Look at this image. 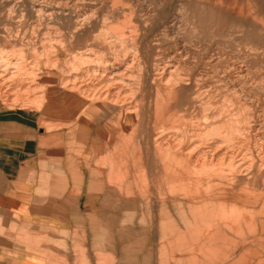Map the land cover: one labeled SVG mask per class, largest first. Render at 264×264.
Here are the masks:
<instances>
[{
    "label": "rangeland",
    "instance_id": "rangeland-1",
    "mask_svg": "<svg viewBox=\"0 0 264 264\" xmlns=\"http://www.w3.org/2000/svg\"><path fill=\"white\" fill-rule=\"evenodd\" d=\"M73 5H77V8L72 10ZM61 8L72 11L71 19H62L66 11L62 14ZM98 39L101 42L98 43ZM91 40L97 43L94 45ZM0 46V112L24 109L35 114L38 127L50 133L54 147L61 149L60 153L71 160L77 174L83 175L85 225L66 233L54 231L53 236L57 233L62 234L63 238L46 241L49 248L45 264H220L211 258L214 252L211 247L202 246L189 238L196 230L187 227L188 222L194 224V212L191 209L195 210L198 217L201 214L202 219L207 217L204 214L206 209L201 203L191 208L192 203L182 198L183 193L178 194L169 187L166 175L172 174L162 167L160 158L164 155L169 160L172 156L180 157L181 173L187 169L188 174L195 177L200 185L212 172L224 171L223 164L227 163L225 155L231 154L230 163H235L242 160L239 156L243 154L241 158L246 164L250 163L248 167L251 168L239 174L234 173L238 185L260 186L259 181L263 185L264 0H0ZM73 56H76L75 61ZM107 61L119 63L122 70L132 62V66L124 73H132L129 74L133 78L131 101L137 100L138 113L147 125L142 134L126 131L133 134V141L127 146L117 145L116 152L113 144L114 140L117 142L120 138L121 132L112 128L121 123L125 126L124 115L118 113L121 116L118 117L110 111L104 115L106 109L93 112L94 102H89L88 98L81 95L82 89L70 93L68 107L73 113L70 116L46 110L48 88L54 83L53 95H64L63 87L67 83H60V78L73 74V66L76 65L80 73L83 71L88 74L81 78V82L79 77L74 82L73 78L68 79L67 86L74 83L77 87L92 80L95 68L99 72L107 68ZM157 72L162 79L153 80ZM167 73L170 77L172 74L173 78H166ZM166 79L168 82H165ZM61 84L64 85L62 88ZM165 87H170L171 91L164 90ZM95 89L91 87L92 92ZM155 104L160 110H168L169 115L174 114L179 122L176 128L168 125L165 133L167 138L164 137V140L176 139L178 145L171 148L173 146L164 144L162 148L168 149L166 153V150L162 151L161 145L158 148V145L153 146L151 143V139L155 138L151 127ZM241 110L245 115H242L244 113ZM87 114L93 115L91 119L94 127L89 126L90 130L82 128L78 122L79 119H87ZM236 115H240V119ZM232 117H235V123L241 124L238 126L242 130L237 124L234 125ZM228 119V125L231 124L232 128L235 126L234 130H237L235 132L232 129L231 136V128L228 129L231 126H224ZM71 123L84 131L77 126L68 129ZM105 123L113 125L112 131L96 132V125ZM243 123L246 127L250 125V129ZM221 124L223 127L220 128L227 132L223 129V133L220 132ZM211 125L218 127H212L213 130ZM201 126L206 129L202 130ZM209 130L216 132L208 133ZM218 142L227 148L219 147ZM225 144H229V147ZM240 144L243 145L240 146L242 149L239 148ZM212 145L215 146L212 148ZM187 147L191 149L187 150ZM124 153L133 156V164L143 159H147L148 164L136 167L131 164V160L125 163ZM217 157L222 159L218 160ZM101 166L107 176L100 173ZM180 167L173 169L179 170ZM108 185L113 202L107 200L105 205L100 206L102 194ZM246 217L244 225H240L239 220L235 222V231L228 233L231 239H240L239 232L250 239L264 225L263 211L253 219ZM247 226L251 229H246ZM257 254V259L247 256V264H264L261 249ZM235 258L230 259L229 264L236 262Z\"/></svg>",
    "mask_w": 264,
    "mask_h": 264
},
{
    "label": "bare ground",
    "instance_id": "bare-ground-1",
    "mask_svg": "<svg viewBox=\"0 0 264 264\" xmlns=\"http://www.w3.org/2000/svg\"><path fill=\"white\" fill-rule=\"evenodd\" d=\"M81 3V1H80ZM83 3V2H82ZM76 4V3H75ZM77 6V5H76ZM75 5H73L72 10L74 9V7H76ZM79 7V6H78ZM66 8V6H65ZM69 8V7H68ZM70 8V9H71ZM77 8V7H76ZM60 9V8H59ZM61 13L63 14V11L65 10L64 8H61ZM82 9V8H81ZM66 11V10H65ZM68 11V10H67ZM64 15V18L62 19H71L70 17H72V14H71V10L69 12H67ZM54 12V11H53ZM52 13V15H54ZM60 13V14H61ZM45 14V13H44ZM49 14V13H48ZM59 14V13H58ZM61 14V15H62ZM87 14V12H86ZM147 14V13H146ZM7 15V14H6ZM50 17V15H48ZM59 16V15H58ZM8 17V16H7ZM48 17V19H49ZM103 17V16H102ZM42 18V16H41ZM47 18V17H46ZM60 19V18H59ZM106 19V17H105ZM173 19V18H172ZM42 20V19H41ZM80 20V19H78ZM83 20V19H82ZM22 21V20H21ZM75 21V20H74ZM77 21V20H76ZM89 21V20H88ZM170 21V20H169ZM52 22V21H51ZM82 23V22H81ZM20 24V23H19ZM73 25V24H72ZM75 25H77L75 23ZM88 26V25H87ZM56 28V27H55ZM76 28H80V27H76ZM53 29V28H52ZM75 29V28H74ZM57 30V29H56ZM100 30V29H99ZM12 32V31H11ZM101 32V31H100ZM106 32V31H105ZM7 33V32H6ZM32 33V32H31ZM91 33V32H90ZM103 33V32H102ZM101 34V33H100ZM104 34V33H103ZM15 35V34H14ZM36 35V34H35ZM95 35V33H94ZM24 36V35H23ZM92 36V35H91ZM97 36V35H96ZM101 38V37H100ZM99 38V39H100ZM98 39V43L101 42V40L99 41ZM89 41V40H88ZM93 41V40H91ZM97 41V39L95 40ZM50 42V41H49ZM94 42V41H93ZM106 42V40L104 41ZM103 42V43H104ZM97 43V42H96ZM95 42L93 43L94 45L96 44ZM27 44V43H26ZM88 44V43H87ZM102 44V43H100ZM86 45V44H85ZM91 45V43H90ZM83 46V45H82ZM89 46V45H88ZM99 46V45H98ZM1 47V46H0ZM92 47V46H91ZM86 48V46H85ZM90 49V47H89ZM93 49V47H92ZM55 51V50H54ZM88 51V50H87ZM179 51V50H178ZM135 52V51H134ZM79 53V52H78ZM87 53V52H86ZM85 53V54H86ZM130 54V53H129ZM72 55V54H71ZM78 55V54H77ZM95 55V54H94ZM133 55V54H132ZM40 57V56H39ZM54 57V56H53ZM97 57V56H96ZM129 57V56H128ZM172 57V56H171ZM81 58V57H80ZM89 58V57H88ZM122 58V57H121ZM176 58V57H175ZM185 58V57H184ZM73 61H75L76 59V56H73ZM133 59V58H132ZM131 59V60H132ZM183 59V58H182ZM119 60V59H118ZM53 61V60H52ZM55 61V60H54ZM53 61V63H54ZM80 61V60H79ZM104 61V60H103ZM106 61V60H105ZM112 61V60H111ZM110 61V62H111ZM56 62V61H55ZM64 62V61H63ZM71 62V61H70ZM90 62V61H89ZM99 62V61H98ZM108 62V67L107 68H103V70L101 72H99L100 70L99 69H96L94 70L92 76L94 75V77L92 78V80L88 81V83H81L79 86H74V83L72 85L69 84L68 85V79L73 78V82L74 80L78 79L79 77V81L81 82V78L87 73H84L82 71V73H80V69L75 65L73 66L75 69H74V73L73 74H67L63 77L60 78V83L64 84L65 82L67 83V85H65V87L62 86L61 84V88L63 87L65 89V94L64 95H53V87H55L54 83H52V86L51 88H48V91H47V102H48V106L46 107V110L47 111H50V112H56V113H60L62 115L66 114V116H70V113L73 114L72 112L69 111V107H68V98H70V93L74 92V91H79L80 89H82L80 91L81 95L84 96L85 98H88L89 99V102H94V105H92V111L93 112H101V109L105 110L103 113L104 115H106V113H113V114H121V115H124V120H125V126L124 124H122V120L120 125L118 126H115L114 129L115 131H119L121 132L120 134V138L117 140V142H115V146L117 147L120 146V145H125L127 146L129 143H131L133 140V137L132 135L129 134V132H126V131H132L134 133H140L142 134L143 132H145V130L147 129V125L144 124V119L143 117H141V115L138 113L139 112V104L137 103V100H132L131 99L133 98V95H132V89L131 87L133 86V82H132V79L131 76L129 74H132V73H124V71H127L128 68H130L132 66V62L130 61L128 66H126L123 70L121 68V65L119 63H116V64H112V63H109ZM122 62V61H121ZM127 62V61H126ZM134 62V60H133ZM9 63V62H8ZM13 63V62H12ZM51 63V62H50ZM73 63V62H72ZM106 63V62H105ZM115 63V62H114ZM64 64H66V62H64ZM79 64V63H78ZM171 64V63H170ZM1 65V64H0ZM52 65V64H51ZM131 65V66H130ZM29 66V65H28ZM53 66H55L53 64ZM80 66V65H79ZM11 67V66H10ZM21 67V66H20ZM48 67V66H47ZM52 67V66H51ZM99 67V65H98ZM105 67V66H104ZM190 67V66H189ZM15 68V67H14ZM139 68V67H138ZM230 68V67H229ZM48 69V68H47ZM86 68H84L85 70ZM176 69H179V68H176ZM14 70V69H13ZM49 70V69H48ZM73 70V69H72ZM77 70V71H76ZM87 70V69H86ZM188 70V69H187ZM12 70H10L9 72H11ZM17 71V70H16ZM50 71V70H49ZM89 71V69H88ZM171 71V70H170ZM168 71V72H170ZM215 71V70H214ZM219 71V70H218ZM87 72V71H86ZM99 72V73H98ZM173 72V71H172ZM2 73V72H1ZM14 73V71H13ZM89 73V72H88ZM158 73V72H157ZM166 73V72H165ZM160 73L154 74V78L153 80L155 79H162L161 75H159ZM164 74V73H163ZM168 74V73H167ZM173 74H176V73H173ZM4 75V74H3ZM16 75V73H15ZM88 75V74H87ZM158 75V76H157ZM170 74H168V76H166V78H170L171 77L173 78L172 74H171V77L169 76ZM12 76V74L10 75ZM84 76V77H85ZM90 76V75H89ZM91 76V77H92ZM116 76V77H115ZM126 77V78H123V77ZM176 76V75H175ZM174 76V77H175ZM218 76V75H217ZM133 77V76H132ZM180 77V76H179ZM178 77V78H179ZM90 78V77H89ZM89 78H87L89 80ZM189 78V77H188ZM187 78V79H188ZM198 78V77H197ZM28 79V78H27ZM123 79H126V81H123ZM165 79V78H163ZM186 79V80H187ZM2 80V79H1ZM71 80V79H70ZM84 80V79H83ZM173 80V79H172ZM175 80H176V77H175ZM198 80V79H197ZM225 80V79H224ZM12 81V80H11ZM65 81V82H64ZM78 81V80H77ZM174 81V80H173ZM180 81V80H179ZM218 81V80H217ZM220 81V80H219ZM29 82V81H28ZM85 82V81H83ZM87 82V81H86ZM163 82V81H162ZM165 82H168V80L166 79ZM164 82V83H165ZM171 82V80H170ZM216 82V81H215ZM19 83V82H18ZM30 83V82H29ZM28 83V84H29ZM138 83V82H137ZM188 83V82H187ZM166 84V83H165ZM175 84V83H174ZM6 85V84H5ZM9 85V84H8ZM39 85V84H38ZM43 85V84H42ZM76 85V84H75ZM59 86V85H58ZM99 86V87H98ZM135 86V85H134ZM210 86V85H209ZM234 86V85H233ZM26 87V86H25ZM28 87V86H27ZM41 87V86H40ZM91 87L92 88H96L94 92L93 89L91 91ZM130 87V88H128ZM19 88V87H18ZM33 88V87H32ZM170 87H165L163 88L164 90L166 91H171V89H169ZM158 89V88H157ZM28 90V89H27ZM96 90H99L100 93L101 91L103 90V92L100 94L99 91H96ZM135 90V89H134ZM203 90V89H202ZM30 91V89H29ZM32 91V89H31ZM42 91V90H41ZM129 91V92H128ZM93 94H92V93ZM128 92V93H127ZM136 92V91H135ZM138 92V91H137ZM18 92H16L17 94ZM76 93V92H75ZM79 93V94H80ZM95 93V94H94ZM20 94V93H19ZM34 94V93H33ZM38 94V93H37ZM42 95V94H41ZM39 94V96H41ZM202 95V94H201ZM236 95V94H235ZM36 96V95H35ZM43 96V95H42ZM80 96V95H79ZM37 97V96H36ZM81 97V96H80ZM35 98V97H34ZM40 98V97H39ZM194 98V97H193ZM239 98V97H237ZM10 99V98H9ZM37 99V98H36ZM83 99V97H82ZM88 99H84L86 101H88ZM25 100V99H24ZM40 100V99H39ZM238 100V99H237ZM236 100V101H237ZM223 101V100H222ZM230 101V100H229ZM240 101V100H239ZM237 101V102H239ZM148 102V100H147ZM232 102V101H230ZM223 103V102H222ZM233 103V102H232ZM230 103V104H232ZM220 104V103H219ZM240 104V103H239ZM246 104V103H245ZM28 105V104H27ZM70 105V104H69ZM72 105V104H71ZM220 105H223V104H220ZM219 105V106H220ZM233 105V104H232ZM241 105V104H240ZM234 106V105H233ZM39 107V106H38ZM155 107V111L153 113V122L151 123V127H152V131L154 132V135H155V138H152L151 139V143L153 144V146H157L158 145V148H159V145H161V148L162 146L165 144L166 146H173L171 148H174L176 145H178V142H175L176 139H173V140H170L172 138H169L167 141L164 140L165 138V133L167 132V129L169 127H173V128H176L177 124H179L178 122V119L175 117V115L171 114L169 115L167 113L168 110H160L159 106L157 104L154 105ZM223 107V106H222ZM220 107V108H222ZM243 107V106H242ZM217 108H218V105H217ZM233 107L231 106L230 109H232ZM241 108V107H240ZM205 109V108H204ZM210 109V108H209ZM223 109V108H222ZM221 109V111H222ZM239 109V108H238ZM244 109V108H242ZM110 111V112H109ZM220 111V112H221ZM237 111V109H236ZM240 111V110H238ZM205 112V110H204ZM242 113H244L242 110H241ZM219 113V112H218ZM217 113V114H218ZM229 113V112H228ZM239 113V112H238ZM93 114V113H92ZM224 114V113H223ZM227 114V113H225ZM233 115V113H230ZM237 114V113H236ZM247 114V113H246ZM220 115V114H219ZM241 115V114H240ZM240 115H238L240 117ZM242 115H245L242 114ZM190 116V115H189ZM231 116V115H230ZM229 116V117H230ZM234 116V115H233ZM237 116V115H236ZM235 116V117H236ZM237 116V117H238ZM118 117H121L120 115H118ZM205 117V116H204ZM215 117V116H214ZM235 117H232V119L234 120V125L237 124V126H241V124H238V122L235 123ZM238 117V118H239ZM246 117V116H245ZM116 118V117H115ZM202 118V117H201ZM218 118V117H217ZM228 118V117H227ZM237 118V119H238ZM259 118V117H258ZM117 119V118H116ZM205 119V118H204ZM215 119V118H214ZM231 119V118H230ZM228 119V123L227 125L224 124V126H231L228 125L229 124V120ZM240 119V118H239ZM244 119V118H243ZM248 119V118H246ZM246 119H245V122H246ZM119 120V119H118ZM123 120V121H124ZM188 120V119H187ZM202 120V119H201ZM206 120V119H205ZM204 120V122H205ZM208 120V119H207ZM213 121V119H211ZM250 120V119H248ZM186 122V120H184ZM190 120H188L189 122ZM224 121V120H223ZM225 121V122H227ZM237 121V120H236ZM242 121V120H241ZM239 121V122H241ZM259 121V119H258ZM224 122V123H225ZM233 123V121H231ZM118 123V124H119ZM192 123V122H191ZM249 123V122H248ZM253 123V122H252ZM69 124V123H67ZM72 124V123H71ZM218 124V123H217ZM245 123H243L244 125ZM251 124V123H250ZM168 125H171L168 127ZM192 126V125H191ZM196 126V125H195ZM238 126V127H239ZM246 127V125H244ZM249 126V129H250V125ZM248 126L246 128H248ZM199 128V126H197ZM195 127V128H197ZM202 130L206 129L204 128L203 126H201ZM214 127V125L212 126L211 125V128ZM215 127H218V125H215ZM214 127V128H215ZM220 127H223L222 124L219 125V130L221 132L222 131H225L227 132V130H224V128H220ZM210 128V129H211ZM214 128H212L214 130ZM231 128V129H230ZM235 128V126H234ZM234 128L229 127L228 129L229 130V135L231 136L230 134V131ZM240 128V127H239ZM145 129V130H144ZM242 130V128H240ZM178 130V129H177ZM217 130V129H215ZM218 131V133H220ZM208 131V130H207ZM205 131V132H207ZM211 132H216V131H212V130H209L208 133ZM235 132L237 130H234ZM245 131V130H244ZM242 131V132H244ZM247 132L248 129H246ZM257 131V130H256ZM255 131V132H256ZM261 131V130H260ZM171 132H174V131H171ZM182 132V131H181ZM186 132V131H185ZM191 132V131H190ZM240 132V131H239ZM187 133H189L187 131ZM193 133V132H192ZM196 133V132H194ZM200 133V131H199ZM206 133V134H208ZM223 133V132H221ZM246 133V132H245ZM261 133V132H259ZM157 134V135H156ZM167 134V133H166ZM179 134V133H178ZM212 134V133H211ZM233 134H235L233 132ZM239 134V133H238ZM237 134V136H238ZM242 133L240 132V135ZM248 134V133H247ZM153 135V136H154ZM182 135V134H180ZM186 135V134H185ZM198 136V133L196 134ZM200 135V134H199ZM217 135V134H216ZM216 135H215V138H216ZM222 135V134H221ZM224 135V134H223ZM227 135V134H225ZM228 135V137H229ZM169 136V135H168ZM176 136V135H174ZM189 136V134H188ZM196 136V137H197ZM205 136V134H204ZM210 136V135H209ZM213 136V134H212ZM248 136V135H247ZM165 137V138H164ZM171 137V135H170ZM181 137V136H180ZM195 137V138H196ZM200 136H198L199 138ZM208 137V136H206ZM219 137H220V134H219ZM227 137V136H225ZM234 137V135L232 136ZM243 137V136H242ZM260 137V136H259ZM176 138V137H174ZM179 138V137H178ZM177 138V140H178ZM185 138V137H184ZM194 138V137H192ZM231 138V137H230ZM181 139V138H179ZM197 139V138H196ZM217 139H219L217 137ZM235 139V137H234ZM261 139V138H259ZM184 140V139H183ZM191 140V139H190ZM202 140V139H201ZM200 140V142H201ZM205 140V139H204ZM227 140V139H225ZM232 140V138H231ZM250 140V138H249ZM180 141V140H179ZM222 141H224V139H222ZM236 141V140H235ZM257 141V140H256ZM263 141V140H262ZM125 143V144H119V143ZM192 142V141H191ZM197 142V141H196ZM209 142V141H208ZM217 142V141H216ZM221 142V141H220ZM231 142V141H229ZM234 142V141H232ZM260 142V141H259ZM204 143V142H203ZM228 143V142H227ZM254 143V142H253ZM149 144V143H148ZM180 144V143H179ZM201 144V143H199ZM199 144H196V146H198ZM207 144V143H206ZM211 144V143H210ZM223 144V142L221 143ZM236 144V143H235ZM234 144V145H235ZM242 144V142H241ZM239 145V148H241L240 146H243V145ZM244 144V143H243ZM259 144V143H258ZM261 144V142H260ZM144 145V144H143ZM147 145V144H146ZM191 145V144H190ZM203 145V144H202ZM227 145V144H225ZM229 145V144H228ZM227 145V146H228ZM231 145V144H230ZM262 145V144H261ZM260 145V146H261ZM193 146H195L193 144ZM215 146V145H214ZM213 145L211 146L212 148L214 147ZM218 146L222 147L224 146L223 145H219V142H218ZM217 146V147H218ZM237 146V145H236ZM122 147V146H121ZM152 147V146H151ZM191 147V146H189ZM208 147V146H207ZM210 147V148H211ZM216 147V148H217ZM229 147V146H228ZM238 147V146H237ZM253 147H255L253 145ZM264 147V146H263ZM164 148V147H163ZM162 148V149H163ZM166 148V147H165ZM209 148V149H210ZM223 148H227V147H223ZM236 148V147H234ZM247 148V147H246ZM191 149V148H189ZM188 147H187V150H189ZM193 149V147H192ZM232 149V148H231ZM229 149V150H231ZM242 149V148H241ZM249 149V148H248ZM257 149V148H256ZM158 150H161V149H158ZM166 150V151H165ZM168 149H163L162 151H165V153L167 152ZM174 151V149H172ZM171 150V151H172ZM200 150V149H198ZM206 150V149H205ZM211 150V149H210ZM217 149H215L216 151ZM228 150V149H227ZM227 150H224L225 152H227ZM236 150V149H235ZM262 150V149H261ZM259 150V151H261ZM264 150V149H263ZM213 151V150H212ZM223 151V153H224ZM233 151V150H232ZM249 151V150H248ZM258 151V152H259ZM170 152V151H169ZM169 152L167 153V156L169 154ZM183 152V150H182ZM186 152V151H185ZM210 152V151H209ZM231 152V151H229ZM237 152V151H236ZM257 152V151H256ZM264 152V151H263ZM196 153V152H195ZM204 153H206L204 151ZM208 153V152H207ZM213 153V152H212ZM243 153V152H242ZM160 154V152H159ZM164 154V153H163ZM199 154V153H198ZM201 154V152H200ZM233 154V153H232ZM245 154V153H244ZM205 155V154H204ZM203 155V157H204ZM211 155V154H210ZM209 155V156H210ZM214 155V154H213ZM219 155V153H218ZM222 155V154H221ZM235 155V154H234ZM243 155V154H242ZM241 155V156H242ZM249 155V154H248ZM247 155V156H248ZM199 156V155H198ZM208 156V155H206ZM224 156V155H223ZM222 156V157H223ZM242 159L241 161L239 160V162H236L235 163H230L231 161V154H229L228 156L225 155V157H227V162L226 164H223L224 165V171L223 170H218L216 172H212L213 174L205 180L204 183L201 182L200 185H198L197 183V179H195V177H191V175H189L187 169H185L183 171V173H181V170H183L180 165V157L178 156H172L171 160L169 159H166L165 155L164 157L160 158V161H161V164H162V167L166 168V172L167 173H170L172 174V176H168L166 175V182L169 184V187H171L172 189H174V191H177L178 194L183 193L184 194V199H187L188 202L192 203L191 208H193V206L201 203V205L206 209H204V214L207 216L206 219H202V216L201 214H199V217H198V214L195 212V210L191 209L193 212H194V218L192 219L193 223L192 222H188L187 223V227H193L194 229H196L193 234H191L189 236V238L194 241L195 243H199V244H202L205 245V246H209L211 247V251H214L213 254H211V258H213V260L215 262H219L220 264H229V261L230 259H234L235 257V261L237 262H234L232 264H244V263H248V260H247V256L248 257H253L255 259L259 258L258 256V250L261 249L262 251V254L264 253V225H261L260 227V231L257 232V233H254V235H252V237L249 239V238H245L244 237V234L242 232H239V237L240 239L238 240H235V239H231V237L228 235V233H231L233 232V230L235 231V222H237L239 220L240 222V225H244L243 223L246 222V219L248 216V219H253L255 218V216L258 214L260 215V213L263 211L264 212V179H263V185H261V182L262 181H259L260 183V186H254V184H241V185H238V178H236V176L234 175L235 174H239V173H242L244 170H249L248 168L251 166L248 167V164H246L245 161H243L244 159ZM251 156V155H250ZM197 157V156H196ZM199 157H202L201 155ZM197 157V158H199ZM211 157V156H210ZM238 157V156H237ZM236 157V158H237ZM249 157V156H248ZM260 157V155H259ZM195 158V157H194ZM205 158V157H204ZM215 158V157H214ZM218 158V157H217ZM221 158V157H220ZM218 158V160L220 159ZM123 159L125 160V163H127L129 160H131V164L134 165V166H141L143 164L144 165H147L148 164V161L147 159H143L141 160V162H137V164H133L132 160H133V156H129V154L127 153H124V157ZM201 159V158H200ZM199 159V160H200ZM208 159V158H207ZM210 159V158H209ZM222 159V158H221ZM220 159V160H221ZM216 161V159H214ZM225 160V158H224ZM247 160V159H245ZM256 160V159H255ZM264 160V159H263ZM127 161V162H126ZM196 161V160H195ZM202 161V160H200ZM194 162V161H192ZM191 162V163H192ZM218 162V161H217ZM248 162V161H247ZM250 162V160H249ZM252 163V162H251ZM264 163V162H263ZM195 164V163H194ZM201 164V163H200ZM199 164V165H200ZM131 165V166H132ZM213 165V164H211ZM252 165V164H251ZM172 166V167H171ZM175 166V167H173ZM180 167L179 170L177 169H173V168H176V167ZM183 166V165H182ZM263 165H261L260 169L262 168ZM135 167V168H136ZM184 168V166H183ZM169 170V172L167 171ZM173 170V171H172ZM215 171V170H214ZM250 172V171H249ZM248 172V173H249ZM246 174V173H245ZM251 175V174H250ZM197 176V175H195ZM249 177V176H248ZM165 179V178H164ZM198 185V186H197ZM199 187V188H198ZM173 197V196H172ZM175 198V197H174ZM214 203V204H213ZM212 207V212L210 211V208ZM209 209V210H208ZM252 210H254V212H252ZM200 213V211L198 212ZM233 213V214H232ZM256 220L253 221V223L255 222ZM256 223H254L255 225ZM246 229H251L249 226L245 227ZM189 229V228H188ZM192 229V228H191ZM210 231V232H209ZM190 233V232H189ZM186 235V234H185ZM188 235V234H187ZM181 238V237H180ZM179 238V239H180ZM233 238V237H232ZM179 239L178 242H179ZM184 239V238H183ZM182 243V242H181ZM186 244V242H185ZM189 244V243H188ZM194 244V243H193ZM192 245V243L190 244ZM201 246V247H202ZM225 250L224 252L222 251ZM201 250V249H200ZM205 250V249H204ZM232 250H235L234 252ZM203 251V250H202ZM210 251V250H209ZM201 252V251H200ZM208 252V251H206ZM206 252H204L206 254ZM234 253V257H232V254ZM231 255V257H230ZM180 259V258H179ZM203 259V258H202ZM214 262V263H215ZM212 263V262H211Z\"/></svg>",
    "mask_w": 264,
    "mask_h": 264
},
{
    "label": "crops",
    "instance_id": "crops-1",
    "mask_svg": "<svg viewBox=\"0 0 264 264\" xmlns=\"http://www.w3.org/2000/svg\"><path fill=\"white\" fill-rule=\"evenodd\" d=\"M92 116L78 120L82 128L94 127ZM74 123L68 129L79 127ZM112 127L98 124L95 130ZM52 141L31 111L0 112V264H45L46 241L63 238L54 231L85 225L83 175ZM107 200L113 202L109 185L100 206Z\"/></svg>",
    "mask_w": 264,
    "mask_h": 264
}]
</instances>
